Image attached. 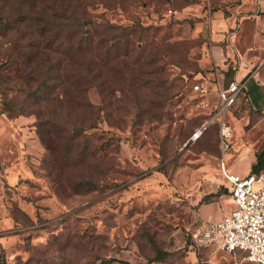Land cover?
<instances>
[{
  "label": "rangeland",
  "instance_id": "1",
  "mask_svg": "<svg viewBox=\"0 0 264 264\" xmlns=\"http://www.w3.org/2000/svg\"><path fill=\"white\" fill-rule=\"evenodd\" d=\"M17 1L0 0V264H229L224 251L196 257L188 233L229 209L219 159L227 172L246 170L243 149L264 145V110L231 106L222 155L216 122L190 140L216 104L208 28L196 25L213 0H86L129 40L91 31L105 79L84 90L88 109L73 106L75 123L56 113L54 68L43 77L38 59L27 60L32 25H4ZM263 57L252 81L264 75ZM22 61L34 67L30 79ZM230 78L222 71V82ZM200 82L205 93L192 89ZM32 103L52 111L44 144ZM79 117L93 127L70 136Z\"/></svg>",
  "mask_w": 264,
  "mask_h": 264
},
{
  "label": "trees",
  "instance_id": "2",
  "mask_svg": "<svg viewBox=\"0 0 264 264\" xmlns=\"http://www.w3.org/2000/svg\"><path fill=\"white\" fill-rule=\"evenodd\" d=\"M88 6L89 3L86 0H18L13 9L6 10L4 16V25H32L28 36L34 42L29 43L27 60L38 59L36 66L41 70L43 77H47L51 67L57 72L55 75L57 97L55 98L59 103L56 113L64 119L70 118L71 123L74 122L73 106H81L84 110L90 107V104L85 102L84 90L91 85L101 86L105 79L102 70L103 58L101 53L95 51L97 41L96 43L92 41L91 31L95 28L110 29L112 33L109 36L112 38L117 39V36H120L124 44L129 40L125 37L128 29L97 21ZM51 54L55 62L53 66L49 65ZM112 54H114L113 58L120 55L117 50H114ZM20 69L24 79H30L34 74L32 63L22 61ZM229 80L223 84H227ZM46 81H48L47 78ZM238 100H244L247 103L245 91L238 95ZM30 107L32 108L30 112L34 113L36 118L37 134L44 144L47 137H43L39 130H42L45 124L43 115L48 116L46 119L48 122L52 111H47L44 105L38 103H32ZM84 110L80 111V114ZM82 120L79 117L80 124H76L70 136L79 135L84 128L93 127V119L84 121L83 117ZM263 167L264 145L254 153V162L250 165L249 172H258ZM198 260L200 259H197L198 264H201L202 261Z\"/></svg>",
  "mask_w": 264,
  "mask_h": 264
},
{
  "label": "built area",
  "instance_id": "3",
  "mask_svg": "<svg viewBox=\"0 0 264 264\" xmlns=\"http://www.w3.org/2000/svg\"><path fill=\"white\" fill-rule=\"evenodd\" d=\"M211 74L216 96L213 114L192 132L190 140H195L210 123L216 122L222 155L228 146L226 140L231 137L230 126L224 118L238 101V95L245 90L247 77L231 79L223 84L217 65L212 66ZM205 84L193 83L192 89L205 93L208 89ZM219 170L229 209L218 219L201 222L191 229L188 233L189 249L195 252L196 257L199 253L215 256L219 251L227 252L229 264H264V167L258 172L230 173L220 157ZM195 264H198L197 258Z\"/></svg>",
  "mask_w": 264,
  "mask_h": 264
},
{
  "label": "crops",
  "instance_id": "4",
  "mask_svg": "<svg viewBox=\"0 0 264 264\" xmlns=\"http://www.w3.org/2000/svg\"><path fill=\"white\" fill-rule=\"evenodd\" d=\"M213 3L215 7L196 24L200 25L199 30L202 25L208 28V58L212 66H219L220 75L230 70L232 79L242 80L246 76L247 104L252 110H264V75L252 81L254 74L249 73L257 56L264 53V0H213ZM254 153L245 149L241 152L247 164L242 174L249 171Z\"/></svg>",
  "mask_w": 264,
  "mask_h": 264
}]
</instances>
